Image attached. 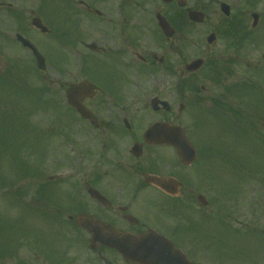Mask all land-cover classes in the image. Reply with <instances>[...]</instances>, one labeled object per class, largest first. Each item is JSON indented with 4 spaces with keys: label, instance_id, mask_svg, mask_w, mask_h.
<instances>
[{
    "label": "flooded vegetation",
    "instance_id": "1",
    "mask_svg": "<svg viewBox=\"0 0 264 264\" xmlns=\"http://www.w3.org/2000/svg\"><path fill=\"white\" fill-rule=\"evenodd\" d=\"M20 1L26 3L0 0V28H12L14 13L41 19L47 32L35 29L42 38L36 46L48 67L40 71L41 81L57 106L74 117L54 121L51 167L38 168L34 189L25 193V202L46 213L53 233L64 239L62 264L74 262L77 217L107 234L155 231L186 254L199 251L195 240L209 217L219 215L220 149L214 143L204 152L197 134L188 133L194 115L187 109L213 102L246 112L245 87L253 73L264 71V60L247 54L246 16L231 7L230 22L216 27L224 45L214 60L227 61L230 72L200 74L187 72L193 61L188 54L208 50L200 46L194 29L201 33V27L189 22L188 12L210 13L202 0H191V8H179L175 0H37L29 9ZM67 13L74 22L61 29ZM159 15L173 28L172 36L164 34ZM259 79L264 88V76ZM84 81L89 84L72 101L89 111L86 119L66 97L71 85ZM157 125L164 136L145 140ZM172 128L184 130L195 147L193 162L180 159L171 144L180 136ZM79 231L94 238L91 229ZM17 238L9 245L14 250L0 252V264H60L39 231ZM96 251L104 264H123L115 249L96 244Z\"/></svg>",
    "mask_w": 264,
    "mask_h": 264
},
{
    "label": "rangeland",
    "instance_id": "2",
    "mask_svg": "<svg viewBox=\"0 0 264 264\" xmlns=\"http://www.w3.org/2000/svg\"><path fill=\"white\" fill-rule=\"evenodd\" d=\"M35 1L20 2L23 5L35 6ZM225 1L232 4L234 8H240L243 5L251 12L260 13L261 19L256 30L259 27L261 28L252 35L250 46H254V43L259 42V45L254 46L253 56L263 55L264 0H260L253 6H248L246 0ZM204 2L210 8L209 21L207 25L201 28V33L195 32L196 29H194V33L199 40L203 39L214 26H220L228 22L226 18H223L224 16L217 7V0H204ZM246 15L247 22L251 26L250 13ZM69 18L74 22L71 16ZM24 19L21 28L16 26L17 22L14 19L12 30L7 31L0 28V236L7 242H14L17 237L24 233L32 232L36 234L39 231L43 243L56 252L60 258H63L64 252H62L61 247L64 244V239L62 236L60 238L53 233L51 218L47 217L45 219L29 203L22 202L23 195L18 196V190H22L24 187V177L22 178L18 166L20 168L28 167V164H35L37 160L43 161L44 157L48 156V153L41 150L40 144H37L38 138L35 136L37 131L32 128L40 129L41 127L43 132L48 133L49 131L46 129L58 118L54 115V108L51 105L52 95L41 97V94H37L41 84L35 71L33 59L15 42L18 29L22 30L20 33H27V36L36 43L42 39L38 33L32 31V17L26 14ZM68 25V22L64 24V26ZM64 32L67 33L68 30ZM4 37L9 38V40ZM5 42L7 45L3 48ZM203 44H206V39L203 40ZM222 45L224 43L219 40L213 45V48L217 51ZM206 71L208 69H205L202 73ZM63 82L64 80H61V83ZM255 89L259 93L263 92L260 87ZM249 97L253 104L252 107L263 104L261 103L263 102L261 94L255 95L252 93ZM47 101L50 104H47ZM258 111H260L259 117L261 118L263 113L260 109H257ZM206 113L209 114L207 118L200 115L197 116L199 117L197 118L198 123L196 121L202 137L209 140V143H219L221 145L220 149L223 148L231 154L232 158L237 159V162H233L232 167L228 170L220 167L219 190L223 193L232 190L234 193L231 202L230 197H225V201L221 203L220 217H224L228 210L233 211L236 214L235 217L241 219L243 223L248 222L250 216L257 217L260 228L263 229L264 233V141L256 137L254 130L250 132L246 140L240 141L230 137L228 131L230 128L229 118L222 116V114L220 117L216 116L213 114L216 113L213 109ZM217 118L219 119L216 120ZM260 118L256 117L253 120L260 123ZM61 120L67 121L64 117H61ZM49 133L45 136H51ZM37 134L41 136L40 132H37ZM47 151H49V148L46 149ZM226 152L224 154L220 151L222 155L220 158L221 163L223 161L228 163L227 157L224 160ZM28 153L33 154V157L30 155L32 161L26 158ZM246 171L252 173L247 190H245L247 186L245 175L246 179L248 178ZM29 188L31 187L29 186ZM237 200H241L242 203L236 202ZM223 205L225 208L221 211ZM229 224L230 220L226 224L219 221L217 225H207V228L212 227L213 231H205V234L203 232L202 243L198 247L201 249L199 254L203 256L197 258L196 261L200 260L202 264H212V262L214 264H264V236L260 232L239 229L240 226L236 225L235 227L234 224L231 226ZM242 226L244 225L242 224ZM191 236L194 238V235ZM203 236H206L207 239H204ZM4 240L0 239V243L6 246ZM75 242L74 250L77 260L75 264H96L92 261L93 257L88 249V244L85 243V239L77 235Z\"/></svg>",
    "mask_w": 264,
    "mask_h": 264
},
{
    "label": "water",
    "instance_id": "3",
    "mask_svg": "<svg viewBox=\"0 0 264 264\" xmlns=\"http://www.w3.org/2000/svg\"><path fill=\"white\" fill-rule=\"evenodd\" d=\"M180 2L184 4L182 3L183 1ZM225 11L228 13L226 9ZM191 18L200 20V16L195 14L191 15ZM34 25L41 27L39 20H34ZM19 39L34 50L35 56L38 58V64L42 65V58L35 47L21 37ZM198 67L199 65L194 69ZM79 111L84 112L82 109ZM149 136H152V134H149ZM175 144L179 147L181 146L180 143ZM112 246L118 249L126 260L139 262L140 264H191L187 261L186 256L177 250L170 241L156 235H148L141 238L121 236L119 239L112 241Z\"/></svg>",
    "mask_w": 264,
    "mask_h": 264
}]
</instances>
